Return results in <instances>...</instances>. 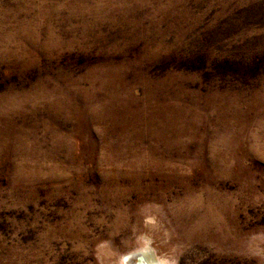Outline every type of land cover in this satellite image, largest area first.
<instances>
[{
  "label": "rangeland",
  "instance_id": "obj_1",
  "mask_svg": "<svg viewBox=\"0 0 264 264\" xmlns=\"http://www.w3.org/2000/svg\"><path fill=\"white\" fill-rule=\"evenodd\" d=\"M264 264V0H0V264Z\"/></svg>",
  "mask_w": 264,
  "mask_h": 264
},
{
  "label": "bare ground",
  "instance_id": "obj_2",
  "mask_svg": "<svg viewBox=\"0 0 264 264\" xmlns=\"http://www.w3.org/2000/svg\"><path fill=\"white\" fill-rule=\"evenodd\" d=\"M126 264H153L143 251H135L125 256Z\"/></svg>",
  "mask_w": 264,
  "mask_h": 264
}]
</instances>
